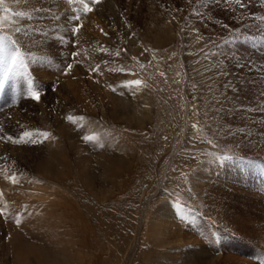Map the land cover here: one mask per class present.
I'll use <instances>...</instances> for the list:
<instances>
[{"label": "rangeland", "instance_id": "1", "mask_svg": "<svg viewBox=\"0 0 264 264\" xmlns=\"http://www.w3.org/2000/svg\"><path fill=\"white\" fill-rule=\"evenodd\" d=\"M9 3L0 264H264V0Z\"/></svg>", "mask_w": 264, "mask_h": 264}, {"label": "bare ground", "instance_id": "2", "mask_svg": "<svg viewBox=\"0 0 264 264\" xmlns=\"http://www.w3.org/2000/svg\"><path fill=\"white\" fill-rule=\"evenodd\" d=\"M11 0H3V2L2 3H0V5H5L4 7H6V6H8L10 3ZM36 38V37H35ZM32 39V38H31ZM32 40H34V38L32 39ZM49 40V39H48ZM53 40V39H52ZM28 41V40H27ZM30 41V40H29ZM39 42V41H38ZM27 43V42H26ZM36 43V42H35ZM41 43V42H40ZM33 45H35V44H33ZM41 46H43V44L41 43ZM39 48V47H38ZM69 84H70V82H69ZM68 85V83L66 84V86ZM68 87V86H67ZM69 88V87H68ZM56 177V176H55ZM12 190V189H11ZM226 193V192H225ZM257 194V193H256ZM29 195H32L33 196V194L32 193H29V192H26V191H23V190H17V189H13V196L14 197H25V196H29ZM36 196V195H35ZM39 197V196H38ZM252 199V198H251ZM253 200H254V198H253ZM14 202V201H13ZM24 202H27V201H24ZM241 221V220H240ZM157 223V222H156ZM224 249V248H223ZM224 256V255H223ZM229 256V255H228ZM224 257H226V256H224ZM223 258V257H222ZM228 258V257H227ZM225 260V259H224ZM227 260V259H226ZM233 260V259H232ZM41 264V263H40ZM227 264V263H226Z\"/></svg>", "mask_w": 264, "mask_h": 264}, {"label": "snow or ice", "instance_id": "3", "mask_svg": "<svg viewBox=\"0 0 264 264\" xmlns=\"http://www.w3.org/2000/svg\"><path fill=\"white\" fill-rule=\"evenodd\" d=\"M3 2V0H0V3H2ZM95 2L96 3H99V0H95ZM87 10V9H86ZM140 82L139 81H136V84L138 85ZM32 98L33 99H38V96H37V94L36 93H33L32 94ZM27 135H29L28 133H25V136H27ZM41 135H44V136H47V133H41ZM84 139H89V137H84Z\"/></svg>", "mask_w": 264, "mask_h": 264}]
</instances>
